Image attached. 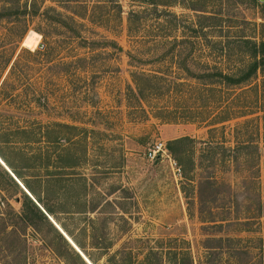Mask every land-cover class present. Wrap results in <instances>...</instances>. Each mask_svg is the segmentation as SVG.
<instances>
[{
  "label": "rangeland",
  "instance_id": "1",
  "mask_svg": "<svg viewBox=\"0 0 264 264\" xmlns=\"http://www.w3.org/2000/svg\"><path fill=\"white\" fill-rule=\"evenodd\" d=\"M256 2L0 0V10L33 4L27 17L0 21V84L19 54L31 66L0 106V147L9 140L33 151L34 122L52 131V124L69 126L61 133L75 143L70 154L83 161L80 173L96 178L87 201L114 192L110 199L127 212L129 233L118 245L127 237L163 240L199 264L206 238H264L257 218L264 204L263 73L241 88L202 84L211 80L206 72L228 74L246 63L237 40L264 38V8ZM40 89L45 107L36 99ZM229 112L241 113L222 122ZM181 137L195 141L176 148L193 153L191 173L187 158L180 169L166 149ZM157 144L164 149L154 153ZM205 179L213 186H202ZM14 182L18 187L1 179L3 217L21 212L22 188ZM5 228L21 237L4 235ZM41 232L50 244L51 234ZM47 244L32 228L0 220V264H68L63 246L53 243L56 254Z\"/></svg>",
  "mask_w": 264,
  "mask_h": 264
},
{
  "label": "trees",
  "instance_id": "2",
  "mask_svg": "<svg viewBox=\"0 0 264 264\" xmlns=\"http://www.w3.org/2000/svg\"><path fill=\"white\" fill-rule=\"evenodd\" d=\"M257 5L264 8V4L257 3ZM29 8H33V4H30ZM29 8L26 3L22 8L9 9L4 7L0 10V21L10 20L11 17L23 19L31 14ZM260 27H264V23H261ZM236 43L245 48L243 53L247 58L246 63L228 74L215 69H213L214 72H206L202 77H208L211 80L202 82L205 86L204 89L216 85L226 89L249 86L256 79L258 71L263 73L264 82V38L259 41L239 39ZM9 64L10 60L6 64L5 70L10 66ZM30 68L28 62H22V57L19 54L0 84V106L6 105L13 99V97L8 96L7 89L22 84L26 70ZM186 73L188 77H200L190 71ZM139 77L140 79L144 78L147 83H151L148 80L150 76L141 74ZM134 84L141 96L143 90L136 78H134ZM41 93L42 90L40 89L37 92L38 96L35 97L41 107H45L46 102L42 103L40 99ZM240 113L230 114L229 112L226 118L222 119V122H226L233 115H240ZM0 125H2L1 119ZM52 125H54L53 131L51 124L34 122L39 135L33 140L31 146L33 151L31 152L27 150L28 147L14 146L9 140H6L0 147V160L31 196L27 195L23 189L19 190L21 212H11L12 215H7V218L0 215V220H3L8 227H14L17 223H21L32 228L35 234L47 244L45 238H42L41 232L42 228H46L53 239L50 244H47L48 247L59 254L54 245L63 246L67 254L64 259L68 264L70 263L69 259L74 260L77 264L86 263L57 227L74 243L91 264H99L100 262H102L101 264H193L188 250L181 247H171L163 240L151 241L127 237L118 245L130 229V225L125 219L126 210L115 206L116 199H110L114 192L105 195L98 194L97 200L92 197L89 202L87 201L85 196L90 194V190L94 191L96 178L94 174L88 177L80 173V169L84 165L83 161L75 154H70L71 147L75 143L70 142V147L68 145L69 140L61 133L63 128L69 126L60 123ZM209 126H214V124ZM21 129L22 133H26V128ZM51 134H54L55 137L51 138ZM194 142L188 137H181L169 141L166 145V149L180 169H182V160L187 158V162L191 165L188 170L190 173L192 172L191 169L194 168L193 153L183 152L180 148L176 150V148ZM23 145L28 146L29 144ZM9 154L13 155L15 160ZM182 171V177L187 179L188 174L185 170ZM1 179L18 187L12 176L0 164V188L3 190ZM213 184V180L210 179H205L202 182V186H213ZM199 200L201 205V199L199 198ZM117 210L119 212H115ZM200 213H203L201 208ZM89 214H98L99 217L91 218ZM257 218L264 219V204L259 209ZM117 220H120V223L114 222ZM111 225H114L113 228ZM221 226L219 224L214 227ZM113 229H115L116 236H113ZM16 233L21 237L16 229L8 231L5 228L4 230V235L7 236ZM254 242H257V245H249ZM226 244L228 245L225 246ZM203 247L205 254L199 264H264V238L261 237L257 239L206 238Z\"/></svg>",
  "mask_w": 264,
  "mask_h": 264
},
{
  "label": "water",
  "instance_id": "3",
  "mask_svg": "<svg viewBox=\"0 0 264 264\" xmlns=\"http://www.w3.org/2000/svg\"><path fill=\"white\" fill-rule=\"evenodd\" d=\"M261 4H264V0H258ZM42 44L38 46V48H42ZM0 164L4 167V169L12 176V178L18 183V185L23 189V191L30 196V194L25 190V188L16 180V178L13 176V174L8 170V168L3 164V162L0 160ZM31 197V196H30ZM56 226V225H55ZM57 227V226H56ZM57 229L60 231V233L65 237V239L71 244V246L78 252V254L81 256V258L85 261L86 264H91L89 260L79 251V249L72 243V241L60 230L59 227Z\"/></svg>",
  "mask_w": 264,
  "mask_h": 264
},
{
  "label": "built area",
  "instance_id": "4",
  "mask_svg": "<svg viewBox=\"0 0 264 264\" xmlns=\"http://www.w3.org/2000/svg\"><path fill=\"white\" fill-rule=\"evenodd\" d=\"M155 151H154V153L156 152V153H158L159 151H163V149H164V147L162 146V144H157L156 146H155Z\"/></svg>",
  "mask_w": 264,
  "mask_h": 264
},
{
  "label": "bare ground",
  "instance_id": "5",
  "mask_svg": "<svg viewBox=\"0 0 264 264\" xmlns=\"http://www.w3.org/2000/svg\"><path fill=\"white\" fill-rule=\"evenodd\" d=\"M39 45V44H38ZM14 176V175H13ZM17 180V179H16Z\"/></svg>",
  "mask_w": 264,
  "mask_h": 264
}]
</instances>
